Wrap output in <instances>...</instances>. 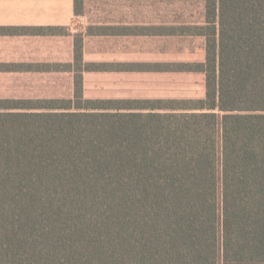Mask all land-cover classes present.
<instances>
[{
	"label": "trees",
	"instance_id": "trees-1",
	"mask_svg": "<svg viewBox=\"0 0 264 264\" xmlns=\"http://www.w3.org/2000/svg\"><path fill=\"white\" fill-rule=\"evenodd\" d=\"M180 1L200 24L85 36L202 38L201 61L85 64L77 34L71 99L0 101V264H264V0ZM83 71L203 94L86 98Z\"/></svg>",
	"mask_w": 264,
	"mask_h": 264
},
{
	"label": "crops",
	"instance_id": "crops-1",
	"mask_svg": "<svg viewBox=\"0 0 264 264\" xmlns=\"http://www.w3.org/2000/svg\"><path fill=\"white\" fill-rule=\"evenodd\" d=\"M85 2L83 4V13L80 15H76L73 0H0V101H37L51 99H71L73 97V83L75 75L74 37L77 34L83 35L82 60L85 64L169 63L202 60L187 58L182 61L166 62L86 61L84 54L85 43L90 38H129L162 36H85L89 27L111 26L92 24L90 25L88 23L87 18L85 17ZM115 27L135 26L115 25ZM87 74H164L179 75L190 80L195 79L197 77H202V75L186 76L183 74L168 73L83 71L81 72L83 87L85 84L84 76ZM63 85L68 86L67 94L56 95L54 91V86ZM191 85V83H188L185 89H181L179 92H177L180 93L179 95L174 94L166 97H87L85 95V87L84 96L86 98L92 99H167L183 96V94L188 93L186 91V88L195 90V92H197V94L199 95L203 94V85L202 89L200 90L195 86ZM193 85H195V83ZM48 86H52L51 91L53 94H49L50 89Z\"/></svg>",
	"mask_w": 264,
	"mask_h": 264
},
{
	"label": "rangeland",
	"instance_id": "rangeland-1",
	"mask_svg": "<svg viewBox=\"0 0 264 264\" xmlns=\"http://www.w3.org/2000/svg\"><path fill=\"white\" fill-rule=\"evenodd\" d=\"M85 17L91 25L169 26L200 24L203 4L200 1H122L87 0ZM202 38L129 37L90 38L85 43V60L93 62H166L187 58L201 60ZM87 97H166L179 95L188 83L202 89V77L186 79L179 75L87 74L84 76ZM195 83V85H193ZM52 93V86H48ZM67 85L54 86L56 95H66Z\"/></svg>",
	"mask_w": 264,
	"mask_h": 264
}]
</instances>
